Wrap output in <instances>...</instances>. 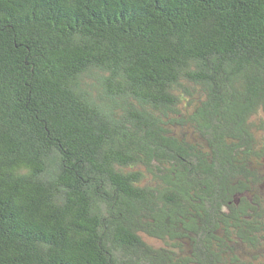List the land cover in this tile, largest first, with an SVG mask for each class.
Segmentation results:
<instances>
[{"label": "trees", "instance_id": "obj_1", "mask_svg": "<svg viewBox=\"0 0 264 264\" xmlns=\"http://www.w3.org/2000/svg\"><path fill=\"white\" fill-rule=\"evenodd\" d=\"M0 264H264V0H0Z\"/></svg>", "mask_w": 264, "mask_h": 264}]
</instances>
